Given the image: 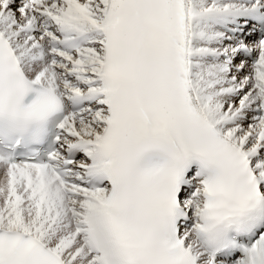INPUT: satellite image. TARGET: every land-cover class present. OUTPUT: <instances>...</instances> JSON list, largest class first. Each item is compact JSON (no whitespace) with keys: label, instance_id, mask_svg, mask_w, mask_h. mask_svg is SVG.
<instances>
[{"label":"snow or ice","instance_id":"snow-or-ice-1","mask_svg":"<svg viewBox=\"0 0 264 264\" xmlns=\"http://www.w3.org/2000/svg\"><path fill=\"white\" fill-rule=\"evenodd\" d=\"M0 264H264V0H0Z\"/></svg>","mask_w":264,"mask_h":264}]
</instances>
